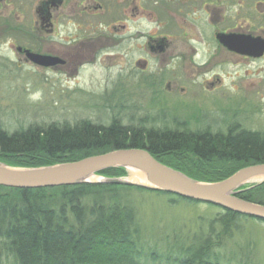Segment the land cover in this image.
<instances>
[{
  "label": "rangeland",
  "instance_id": "374dc122",
  "mask_svg": "<svg viewBox=\"0 0 264 264\" xmlns=\"http://www.w3.org/2000/svg\"><path fill=\"white\" fill-rule=\"evenodd\" d=\"M37 5V0H12L8 7H0V20L20 27L19 32L34 33ZM4 24H0L2 130L81 120L106 126L115 119L145 129L185 125L211 132L230 127L264 132V58H242L216 50L203 26H194L196 40L190 41L174 28L172 49L155 57L144 53L124 56L123 42L111 40L96 60L90 62L88 55L75 73L74 63L59 71L18 60L12 45L23 38ZM146 27L151 26L142 24V29ZM59 36L52 37L59 41ZM46 37L51 42L54 39ZM137 58H149L148 68L133 66ZM133 197L141 228L139 264H166L165 259L174 264L180 247L196 244L208 221L220 212L206 203L171 202L156 193L134 191ZM239 222L240 231L225 239L218 250L220 260L224 264H264V222L251 218ZM0 264H14L2 248Z\"/></svg>",
  "mask_w": 264,
  "mask_h": 264
},
{
  "label": "trees",
  "instance_id": "16d2710c",
  "mask_svg": "<svg viewBox=\"0 0 264 264\" xmlns=\"http://www.w3.org/2000/svg\"><path fill=\"white\" fill-rule=\"evenodd\" d=\"M122 148L145 149L194 179L215 182L264 163V132L237 127L211 132L185 125L145 129L115 119L106 126L81 120L13 132L0 129V161L15 167L76 161ZM98 174L125 177L127 171L109 168ZM242 188L238 197L264 205V181ZM134 191L166 195L171 202H195L159 190L102 182L0 186V249L14 264H139L141 228ZM210 206L220 212L208 221L196 244L180 247L174 264H224L218 250L240 231V219L249 217Z\"/></svg>",
  "mask_w": 264,
  "mask_h": 264
},
{
  "label": "flooded vegetation",
  "instance_id": "af4514ba",
  "mask_svg": "<svg viewBox=\"0 0 264 264\" xmlns=\"http://www.w3.org/2000/svg\"><path fill=\"white\" fill-rule=\"evenodd\" d=\"M11 1L0 0V7H8ZM37 2L38 21L34 27L36 32L28 33L27 30L20 33V27L9 25L6 20H0V24L5 23L3 26L13 30V35L16 31V35L23 38L12 45L18 60L28 61L25 49L54 56L60 60L55 65L45 68L46 70H66L74 63L72 71L76 73L88 55L90 62H93L103 50L110 47L111 40L123 42L121 52H124V56L130 53L136 56L144 53L151 57L163 55L172 49L171 34L174 28L180 31L182 38L190 41L196 40L192 35L195 25L197 29L203 26L208 31L210 41L215 43L216 50L242 58L253 57L229 51L217 39V35L258 38L264 43V0H37ZM174 19L176 22H173ZM142 24L151 27L142 29ZM47 35L51 38L60 35L59 41L54 38L51 42ZM198 35L202 39V33ZM178 50L181 51L180 48ZM193 52H197V49L193 48ZM258 58H264V53ZM148 63L149 58H137L132 65L141 69L146 66L147 69ZM167 87L169 88V85Z\"/></svg>",
  "mask_w": 264,
  "mask_h": 264
},
{
  "label": "water",
  "instance_id": "95a60500",
  "mask_svg": "<svg viewBox=\"0 0 264 264\" xmlns=\"http://www.w3.org/2000/svg\"><path fill=\"white\" fill-rule=\"evenodd\" d=\"M217 39L229 51L258 58L264 53V43L258 38L218 34ZM33 64L50 67L60 62L57 57L25 49ZM124 168L138 173L142 182L129 178L104 177L98 172L109 168ZM136 173V174H137ZM261 178V179H258ZM264 181V163L243 167L227 178L215 182L194 179L154 158L140 148L115 149L80 160L38 167H15L0 161V186L9 188H44L102 182L133 185L159 190L181 198L208 203L222 209L264 221V205L237 196L242 187Z\"/></svg>",
  "mask_w": 264,
  "mask_h": 264
},
{
  "label": "bare ground",
  "instance_id": "6f19581e",
  "mask_svg": "<svg viewBox=\"0 0 264 264\" xmlns=\"http://www.w3.org/2000/svg\"><path fill=\"white\" fill-rule=\"evenodd\" d=\"M136 173H134V172L131 171L128 178L130 180H132V181L142 182L143 181L142 176H139L138 173L137 174ZM258 179H261V178H258Z\"/></svg>",
  "mask_w": 264,
  "mask_h": 264
}]
</instances>
